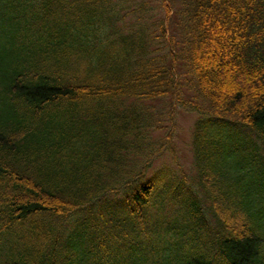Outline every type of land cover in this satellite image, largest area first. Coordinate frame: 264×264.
Returning a JSON list of instances; mask_svg holds the SVG:
<instances>
[{
  "label": "trees",
  "instance_id": "1",
  "mask_svg": "<svg viewBox=\"0 0 264 264\" xmlns=\"http://www.w3.org/2000/svg\"><path fill=\"white\" fill-rule=\"evenodd\" d=\"M0 264H264V0H0Z\"/></svg>",
  "mask_w": 264,
  "mask_h": 264
},
{
  "label": "rangeland",
  "instance_id": "2",
  "mask_svg": "<svg viewBox=\"0 0 264 264\" xmlns=\"http://www.w3.org/2000/svg\"><path fill=\"white\" fill-rule=\"evenodd\" d=\"M177 115L175 119V128L173 129V149L176 154L177 164L180 165L182 170L186 173L193 174V155L191 152V134L193 125L196 120V114L188 112L182 108L177 109ZM167 125V124H165ZM168 128H164L163 131H167ZM159 136V134H158ZM157 136V138H158ZM169 156L164 155L159 158L153 169L161 168L164 166H172Z\"/></svg>",
  "mask_w": 264,
  "mask_h": 264
}]
</instances>
